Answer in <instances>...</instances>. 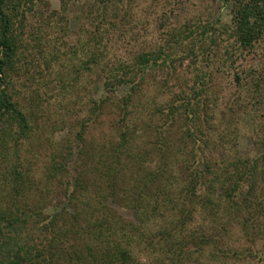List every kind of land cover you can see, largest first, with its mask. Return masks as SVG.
I'll return each instance as SVG.
<instances>
[{"label":"trees","instance_id":"16d2710c","mask_svg":"<svg viewBox=\"0 0 264 264\" xmlns=\"http://www.w3.org/2000/svg\"><path fill=\"white\" fill-rule=\"evenodd\" d=\"M36 2L40 0H0V264H132L138 232L163 247L171 264H183L194 251L211 247L221 264H251L255 258L264 264V122L254 129L259 154L241 155L235 128L224 127L222 120L212 123L216 110L208 101L213 93L204 81L210 74L197 68L194 84L188 90L184 84L183 90L177 73L176 84L169 87L176 61L161 48L141 53L131 65L116 59L100 64L93 53L91 66L82 69L106 72L100 97L91 93L86 102L72 99L71 109L61 115L62 125L56 123L63 127L66 116L77 115L69 124L72 140L54 151L41 184L28 180L29 173L16 166L18 154L23 141L30 142L40 108H45L42 102H47L39 88H29L35 74L47 71L42 55L49 41L42 33L50 25L48 15L37 27L28 20L36 13ZM236 7L232 37L244 52L264 31V0ZM206 31L202 26L200 36ZM53 52L52 57L56 48ZM224 55L234 67L232 54ZM156 71L165 74L156 90L172 89V96L161 105L152 99L137 107L145 73ZM255 71L233 75L234 88L248 87L250 106L238 91L227 101L229 109L243 108L252 119V110L264 106V73ZM124 86L128 91L119 96ZM68 91L61 86V92ZM106 108L115 113L118 131L87 140ZM67 156L71 165L63 163ZM55 190L63 208L46 214ZM113 205L131 210L134 220L119 217ZM232 236L241 237L242 245L229 247Z\"/></svg>","mask_w":264,"mask_h":264},{"label":"rangeland","instance_id":"374dc122","mask_svg":"<svg viewBox=\"0 0 264 264\" xmlns=\"http://www.w3.org/2000/svg\"><path fill=\"white\" fill-rule=\"evenodd\" d=\"M245 2L248 0H40V3L36 2V13L31 14L28 20L32 26L37 27L41 24L40 19L48 15L46 22L50 25L42 33V36L46 35L49 41L46 48L43 46L45 51L42 55V63L46 61L47 71L42 69L41 73L35 74V80L31 81L29 88L32 90L39 88L40 92H43L41 98L47 102H42L45 108L43 107V110L40 108L41 123L34 122L38 126L35 127L30 142L23 141L22 149L18 154L20 162H17L16 166L20 164L29 173L28 180L32 183L41 184L54 151L63 148L69 140H72L73 133L69 130V124L78 119L77 115L72 119L66 116L67 125L59 128L56 126L58 123L62 125L61 115L71 109L73 100L81 98L82 102H86L88 97H91V93L95 98L100 97L99 88L104 80L101 77L105 76L106 72L100 71L101 67L94 71L91 69V73L82 69L84 64L91 66L89 63L93 53H97L100 64L102 59L104 65H110L113 59H116L124 65H131L135 57L141 53H149L151 50L156 52L160 48L166 54H171V60L176 61L177 70L167 82L169 87L173 86V83L176 84L177 73L180 75L178 78L183 90H185L184 84L187 90L194 84L197 79L196 74H200L197 68L210 74V77L207 76L209 79L204 81L213 93L208 101L216 110L212 123L217 125L218 120H222L224 127L235 128L238 133L239 153L243 156H257L259 145L254 143L256 140L254 129L264 122V106L258 111L252 110L255 114L252 119V114L247 113L243 108H237L235 112L229 109L227 102L228 99L237 96L233 94L238 91V95L242 99L246 98V102L247 100L250 102L249 106L251 104L249 101L251 95L247 86L234 88V74L247 75L250 69L256 70V73L262 70L264 73V31L258 42L248 51H240L234 45L232 37L234 11L237 4ZM51 12L56 14L53 15ZM41 15L43 17H40ZM202 26L207 31L205 35L200 36ZM188 28L194 30L193 35L187 33ZM96 29L98 33H94ZM53 48H56L54 57L51 55L54 53ZM190 49H193L192 54L189 52ZM208 51L209 55L204 56L203 53ZM225 51H229L232 59L236 60L234 67L225 58ZM74 68L79 69L76 76L72 71ZM138 68L144 70L146 66L139 65ZM145 74L135 105L138 107L140 102L150 103L152 99H156L160 105L164 104L172 96V89L168 91L165 88L161 92L156 90L158 87L155 85L160 84L165 74L158 71L150 75ZM63 85L64 90L69 89L68 94L61 92ZM127 91L128 86H124L118 91V95L123 96ZM138 109L140 108H137V113ZM116 119L115 113L106 108L96 124L88 131L87 140H99L104 134L116 133L118 131L114 126ZM50 124H54L55 128ZM138 128H140L138 134L144 136L142 127L138 125ZM67 162L71 165L70 156L65 157L63 161L66 164ZM11 168L7 170L12 171ZM56 184L53 181L52 186ZM50 198H53L52 203L45 213L60 212L63 207L59 203L61 199L59 191H53ZM113 208L119 217L134 220L131 210L117 205H113ZM233 230L238 232L236 228ZM137 235L138 238L133 241L131 247L132 264H171L163 247L151 244L148 233L139 237L141 234L138 232ZM240 238L232 236L227 244L229 247H239L243 243ZM214 252L216 251L212 247L202 252L194 251L189 260L183 264H221L219 258L214 257ZM243 261L239 260L236 263L233 260L232 264H247V261ZM250 262L261 264L256 258Z\"/></svg>","mask_w":264,"mask_h":264}]
</instances>
